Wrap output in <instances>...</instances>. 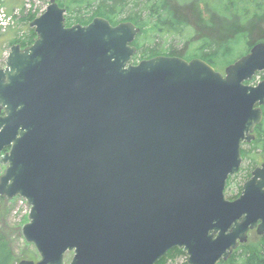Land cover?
I'll use <instances>...</instances> for the list:
<instances>
[{"label":"water","instance_id":"1","mask_svg":"<svg viewBox=\"0 0 264 264\" xmlns=\"http://www.w3.org/2000/svg\"><path fill=\"white\" fill-rule=\"evenodd\" d=\"M50 0L29 46L0 60V197L26 199L39 259L17 264H219L264 235V162L230 199L243 142L264 112V42L217 70L157 55L137 63L140 27L66 23ZM71 253L72 257H66Z\"/></svg>","mask_w":264,"mask_h":264},{"label":"trees","instance_id":"2","mask_svg":"<svg viewBox=\"0 0 264 264\" xmlns=\"http://www.w3.org/2000/svg\"><path fill=\"white\" fill-rule=\"evenodd\" d=\"M5 3V0H0ZM66 8V23L88 24L95 17L107 18L112 24L132 21L138 27L133 45L138 48L134 62L157 55H177L185 59L202 58L216 69L227 66L251 48L264 42V0H58ZM201 4L204 6L201 7ZM37 14L28 13L23 20L29 22L27 29L18 33L11 44L22 47L31 45L37 33L30 23ZM179 40L180 45H163L161 40ZM175 42V41H174ZM13 45V44H12ZM264 72V71H263ZM262 79L264 78V73ZM258 73V74H259ZM256 80V77L254 81ZM264 112V105L262 106ZM255 138L243 142V161L240 170L230 177L225 193L230 199L238 197L243 185L229 195L232 180L243 175L251 177L256 165L264 159V117L255 129ZM0 200L5 198L0 197ZM36 254V253H35ZM0 257L10 254L6 242L0 234ZM180 257H186L183 262ZM157 264H188L185 252L178 248L170 249ZM219 264H264V235L249 238L241 244L227 261Z\"/></svg>","mask_w":264,"mask_h":264},{"label":"rangeland","instance_id":"3","mask_svg":"<svg viewBox=\"0 0 264 264\" xmlns=\"http://www.w3.org/2000/svg\"><path fill=\"white\" fill-rule=\"evenodd\" d=\"M3 3L0 1V22L6 21V29H0V59L2 65H5V59L11 49V40L27 29L29 22L23 20V17L28 13L40 15L47 7L49 0H5ZM204 5L201 4V7ZM6 14V16H4ZM175 41V42H174ZM162 44L168 46L170 43L180 45L179 40H161ZM226 66L218 67V70L224 71ZM216 68V67H215ZM264 73V72H261ZM262 79V74H257L254 83L259 82ZM264 162L262 159L259 164ZM5 165L0 164V175L4 172ZM246 180L243 179L242 174H238L232 180V184L229 187V195L234 194L236 189L243 185ZM29 208L26 205L25 200L20 197H15L11 200H0V234L2 236L3 243L6 242L9 248L10 258L7 264H17L22 259L38 260V252L36 247L25 240L22 234L23 225L29 221ZM256 232H251L249 238L257 237ZM36 253V254H35ZM72 254L67 255V259L70 260ZM186 257H180L179 263L183 262ZM6 261V257H0V264Z\"/></svg>","mask_w":264,"mask_h":264},{"label":"built area","instance_id":"4","mask_svg":"<svg viewBox=\"0 0 264 264\" xmlns=\"http://www.w3.org/2000/svg\"><path fill=\"white\" fill-rule=\"evenodd\" d=\"M4 16H6V14H4ZM6 27H7V24H6V21H1L0 22V29H6Z\"/></svg>","mask_w":264,"mask_h":264},{"label":"flooded vegetation","instance_id":"5","mask_svg":"<svg viewBox=\"0 0 264 264\" xmlns=\"http://www.w3.org/2000/svg\"><path fill=\"white\" fill-rule=\"evenodd\" d=\"M251 232H256V230H252V231H250V234H251Z\"/></svg>","mask_w":264,"mask_h":264}]
</instances>
